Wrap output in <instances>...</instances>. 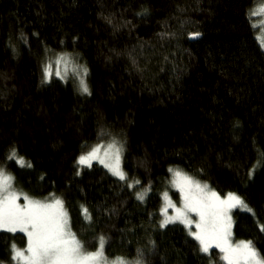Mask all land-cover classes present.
Returning <instances> with one entry per match:
<instances>
[{
    "label": "trees",
    "instance_id": "16d2710c",
    "mask_svg": "<svg viewBox=\"0 0 264 264\" xmlns=\"http://www.w3.org/2000/svg\"><path fill=\"white\" fill-rule=\"evenodd\" d=\"M256 1L0 0V167L31 198L63 199L86 251L103 236L110 260L225 264L217 249L200 252L181 224L160 227L162 191L178 169L221 197L239 195L250 210L235 214L234 239L264 255ZM49 49L83 59L91 95L44 82ZM111 140L145 200L98 164L79 170L81 155ZM26 243L1 231L0 264H15L12 245Z\"/></svg>",
    "mask_w": 264,
    "mask_h": 264
},
{
    "label": "snow or ice",
    "instance_id": "6c2138e0",
    "mask_svg": "<svg viewBox=\"0 0 264 264\" xmlns=\"http://www.w3.org/2000/svg\"><path fill=\"white\" fill-rule=\"evenodd\" d=\"M250 15L264 16V0H261L258 8L251 10ZM261 45L264 46V39L261 40ZM87 73L88 69L84 67L79 85L82 94L91 95L84 78ZM52 75L51 65L46 66L45 81L50 80ZM55 75L61 77L59 70ZM122 147L113 141L103 157L98 154V148H93L87 156L81 155L78 163L90 166L92 160H98L112 175L126 181L127 176L121 168ZM15 155L13 151L12 156ZM174 175L177 178L174 185L182 196V206L173 204L165 192V215L160 227L176 222L183 224L188 228L189 235L198 242L200 252L210 255V250L215 247L226 264H264V255L252 241L233 242L231 212L236 208L248 210L247 204L239 195L230 192L222 198L208 184L201 183L182 171L177 170ZM14 180V176L0 167V230L12 233L19 231L27 237L24 249L12 245V259L16 264H126L123 258L111 262L108 260L104 252L106 239L103 236L98 238L96 251L85 250L76 233L72 231L63 199L54 196L44 200L30 198L15 190ZM144 195L137 193V199L142 201ZM21 196L23 204L19 203ZM169 207L174 209V215L167 214ZM193 213L198 219L192 218ZM193 224L195 231L191 227ZM136 264H143V261L137 260Z\"/></svg>",
    "mask_w": 264,
    "mask_h": 264
},
{
    "label": "rangeland",
    "instance_id": "374dc122",
    "mask_svg": "<svg viewBox=\"0 0 264 264\" xmlns=\"http://www.w3.org/2000/svg\"><path fill=\"white\" fill-rule=\"evenodd\" d=\"M260 3H261V0H257L255 2V5L251 8V10L258 8ZM250 13H251V11H250ZM250 21H251V24L252 25H255V27L253 26V28L255 30L256 39H257L259 45H261V40L264 39V16H251L250 15ZM262 47H264V46H262ZM44 55H45V57H44V60H43V63H42L44 65V68H43V76H44V69L48 65H51V70H52V73H53L52 78L50 80L45 81V78H44V82L46 84H48L52 79H57V80L62 81L64 83H70V84L75 85L76 90H78L79 94H81V95H87V94H82V92L80 90V85H79L80 78L83 75V68L84 67H87V65L84 63V61H83V59H81V57H79L78 55H76L74 53H71V54L61 53V52L60 53H56V52H54V51H52L50 49L49 50H46L45 53H44ZM57 70H59V72L61 73V77H63V78L58 77V76L55 75V72ZM84 78H85L86 83L88 85V74ZM88 87H89V85H88ZM113 141H116V140H111V141H108L107 143L104 142L102 144L96 145L95 148H98L99 149V153L98 154L101 157H103L104 152L106 150H108V145L110 143H112ZM116 142H118V141H116ZM118 144H120V142H118ZM87 154L85 156H87ZM122 156H123V148H122V153H121V168H122V161H123ZM10 159L16 160L17 163H19L20 165L24 164V163H22V160H19L18 159L17 153H16L15 157H13L11 155ZM93 164H96V165L98 164L103 169L109 171L107 168L104 167V165L100 164L98 160H92L90 162V166L93 165ZM90 166H88V165H80L78 163L79 170L84 169L86 167H90ZM177 170L178 169H174V168L172 169L171 174H170V178H171L170 184L168 186H166V187L163 188L162 195H163V199H164V193L167 192L170 200L172 201V203L175 204L177 207H181L182 206V196H181V194L179 192V189L176 188L175 185H174V181L177 179L175 177V175H174V172L177 171ZM179 171H181V170H179ZM8 174H11V173H8ZM11 175L14 176V174H11ZM116 178H118V177H116ZM194 179H196V178H194ZM196 180H198V179H196ZM123 182L126 184V186L128 187L129 190H132L135 193V196L137 198V192L134 189H135V187H137V185H139V183L136 180H131V179L130 180L127 179L126 181H123ZM201 183H203V182H201ZM128 185H133V186L130 187ZM14 188H15V190H17L20 193H23V194L26 193L25 190H24V188H22L20 186V184L17 183L16 178L14 180ZM209 188L211 190H213L212 187L209 186ZM138 193L145 194L144 195V199H143V200H145V198H146V192L144 191V193H143V192H139L138 191ZM149 194H150V192H149ZM34 199H37V198H34ZM38 200H44V199H38ZM19 203H21V204L24 203V200H23V197L22 196H21V199H20ZM165 203H166L165 200H163V205H162V219H164V215H165V213L163 211V209L165 207ZM249 210H250V208H248V210H245V209H242V208H236V209H233L232 210L231 216H232V221H233V227H234V223H235V214L238 213L239 211L240 212H249ZM167 214L168 215H174L175 214L174 213V209L171 208V207H169L167 209ZM191 215H192V218L194 220L198 219V217L196 216L195 213H193ZM177 223L178 224H181L179 222H177ZM181 225L184 228H186L183 224H181ZM191 227H192V230L195 231V225L193 224ZM233 227H232L233 242L235 243L237 241H236V239H234V228ZM186 230H188V228H186ZM1 231L3 232V231H6V230H0V232ZM19 233H21V232H19ZM22 234H24V233H22ZM213 249H216V248L213 247ZM108 260L110 262L111 261H116L117 258L112 259V260L108 259ZM124 261L126 262V264H136V263H130V262L126 261V260H124ZM15 264H16V262H15ZM225 264H226V262H225Z\"/></svg>",
    "mask_w": 264,
    "mask_h": 264
},
{
    "label": "bare ground",
    "instance_id": "6f19581e",
    "mask_svg": "<svg viewBox=\"0 0 264 264\" xmlns=\"http://www.w3.org/2000/svg\"><path fill=\"white\" fill-rule=\"evenodd\" d=\"M93 148H95V147H93ZM93 148H92V149H93ZM171 170H172V169H171ZM170 174H171V171H169V178H170ZM170 181H171V178H170ZM169 184H170V182L168 183V185H169ZM168 185H167V186H168ZM224 197H225V196H224ZM161 199H163V195H161ZM163 200H164V199H163ZM161 210H162V208H161ZM176 223H177V222H176ZM173 224H175V223H173ZM130 263H131V262H130Z\"/></svg>",
    "mask_w": 264,
    "mask_h": 264
}]
</instances>
